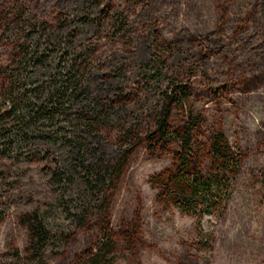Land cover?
<instances>
[{
    "label": "rangeland",
    "instance_id": "374dc122",
    "mask_svg": "<svg viewBox=\"0 0 264 264\" xmlns=\"http://www.w3.org/2000/svg\"><path fill=\"white\" fill-rule=\"evenodd\" d=\"M14 1L3 0L0 14L11 11ZM20 1L30 18L54 29L63 24L61 19L72 26L81 16L77 0ZM92 1L98 25L89 27L83 37L85 45L94 47L99 63L90 81L91 92L99 101L113 103L116 115L103 135L95 133L89 142L102 145L100 153L106 157H118L119 127L115 126L139 119L148 123L150 110L168 88L167 77L176 73L191 85L188 107L201 114L212 129L224 132L244 158L223 211L207 214L199 224L197 218L161 204L150 184L151 177L173 169L178 146L158 151L147 143L140 146L130 157L111 201L116 264H264V0ZM112 14L126 17V37L112 28L108 21ZM1 32L0 74L17 47L1 37ZM158 36L176 52L166 55V78L158 84L147 83L143 66L152 59ZM113 68L116 74L111 73ZM182 114L177 110L175 125L182 123ZM56 127L69 137L83 135L71 131L73 125L65 121L39 130L50 128L47 132H52ZM29 152L4 164L12 186L0 190L6 211L0 222V264L34 263L31 234L23 222L35 213L50 232L38 264H74L99 236L94 219L88 229H75L69 220V210L81 202V182L64 187L65 191L52 184L58 162L66 157L65 148L53 146L34 157ZM132 223L138 228L133 257L124 238ZM201 228L213 235L210 252L199 249Z\"/></svg>",
    "mask_w": 264,
    "mask_h": 264
},
{
    "label": "trees",
    "instance_id": "16d2710c",
    "mask_svg": "<svg viewBox=\"0 0 264 264\" xmlns=\"http://www.w3.org/2000/svg\"><path fill=\"white\" fill-rule=\"evenodd\" d=\"M77 3L81 16L72 26L61 19L59 23L63 24L59 29L30 18L20 0L14 1L11 11L0 14L1 37L17 45L13 60L0 74V190L12 186L6 180L5 161L21 158L27 149L29 156L34 157L53 146L65 148L66 157L58 162L52 184L57 190L65 191L64 187L72 188L80 180L81 202L69 210V220L75 229H88L94 219L93 227L99 232L97 241L74 264H116L118 245L111 222V201L130 157L140 146L147 143L154 151L173 144L178 146L173 169L151 177L150 184L161 204L197 218L199 224L207 214L223 211L244 158L224 132L212 129L201 114L188 107L193 97L191 85L176 73L167 77L168 88L159 96L155 109L150 110L148 123L139 119L115 126L119 127L116 138L119 156L109 158L101 154L102 145H93L89 139L95 133L103 135L116 109L113 103L107 105L91 92L90 81L99 63L93 54L94 47L85 45L83 37L89 27L98 25L92 14L96 3L92 0H77ZM226 18L223 10V21ZM108 21L122 36L128 35L124 15L112 14ZM154 43L155 53L143 66V72L147 83L158 84L167 76L166 55L176 50L167 48L159 36ZM116 70L113 68L111 73L116 74ZM177 110L183 113L180 125L173 123ZM60 121L73 125L71 131L83 135L69 137L58 127L52 132H47L50 128L39 130L43 125L52 127ZM4 201L0 193V222L6 213ZM60 202L64 203L63 197ZM23 223L30 231L31 251L34 263L38 264L50 232L37 213L25 218ZM135 223L124 235L132 257L138 229ZM213 241L212 233L201 228L199 249L210 252Z\"/></svg>",
    "mask_w": 264,
    "mask_h": 264
}]
</instances>
